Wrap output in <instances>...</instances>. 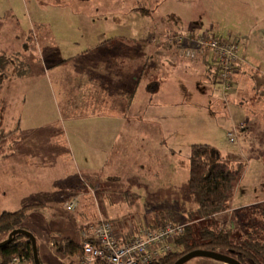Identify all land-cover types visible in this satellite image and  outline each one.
Here are the masks:
<instances>
[{
    "label": "rangeland",
    "instance_id": "1",
    "mask_svg": "<svg viewBox=\"0 0 264 264\" xmlns=\"http://www.w3.org/2000/svg\"><path fill=\"white\" fill-rule=\"evenodd\" d=\"M230 3L223 2V21L239 23L232 18L234 12L227 11ZM196 5L205 6L209 13L217 10L216 0H0V55L16 56L21 64L17 69L26 73L18 76L14 69L16 74L0 89V132L18 128L0 149V211L30 205L21 225L34 234L42 264H79V257H72L55 241L65 237L77 240L82 224L111 219L123 231L131 226L140 232L156 217H166L167 209L174 211L168 218L192 224L195 238L204 228L223 229L235 243L253 241L264 248L261 92L246 91V102L231 106L234 76L233 87L225 95L218 86L214 91L213 98L223 105L216 101L220 105L213 104L209 110L177 98L170 105L166 92L153 96L139 91L131 104L128 96L119 92L125 96L121 101L101 106L103 112L95 113L91 101L107 95L88 84L97 83L93 73L98 69L92 64L99 65L103 59L79 57L60 69L49 51L55 42L61 57L70 56L118 37L129 52L146 51L140 63L134 60L131 65L140 77V87L155 62L151 41L157 30L154 32L152 21L149 27V19L156 22V9L160 8L167 14L162 17L164 24L182 21L177 14L184 16ZM141 8L150 13H141ZM164 24L163 28L169 29ZM247 33L252 40L249 51L241 38L232 39L240 40V52L245 56L252 52L256 59L261 58L263 41L255 32ZM261 33L264 37V22ZM261 49L263 52L254 51ZM188 59L174 65L167 80L171 85H176L173 77L181 80L199 101L196 85L209 83L201 66L190 61L200 60ZM75 65L82 66L79 76L73 73ZM245 123L248 127L242 129ZM194 143L212 145L217 157L232 165L243 163L226 210L208 217H200L196 202L184 197L189 176L186 164ZM239 188L242 196H238ZM125 190L139 193L140 198L132 203ZM74 196L78 206L70 211L66 203ZM218 251L235 256L230 250ZM185 264L229 263L194 257Z\"/></svg>",
    "mask_w": 264,
    "mask_h": 264
},
{
    "label": "crops",
    "instance_id": "2",
    "mask_svg": "<svg viewBox=\"0 0 264 264\" xmlns=\"http://www.w3.org/2000/svg\"><path fill=\"white\" fill-rule=\"evenodd\" d=\"M216 1L217 10L215 12L209 13V10L205 6L196 5L191 7V9L186 10L184 16L177 14L182 19V21H169L164 24L162 21V17L167 14H165L164 11L160 8L156 9L157 15H159V19L156 22L153 23L154 19L151 20L148 18L150 21L149 27H151L152 21L154 32L157 30L155 32L157 33V35L152 37L151 41V44L153 45V49L151 48V50L155 56V62L152 66V70L149 73V76H147V80L142 83L140 87H138L140 77H137L134 74V71L131 69V65L132 63H134V60H137V64L140 63L143 59L142 57L146 55V51H144L143 53L138 52V54L131 53L128 51V49L125 48V42H122V40H118L120 39L118 37H116V42H110L113 37L111 39L108 38V40H110L108 43L107 40H105L94 49L82 50L79 53L71 54L70 56L61 57V54H59V48L57 47V45H55V42L53 43L54 46H52L49 51L52 53V56H55V61L60 62L59 64L58 62L56 64L61 66V68L60 66H58L60 69H62V67L64 66H67L69 60L73 61L74 59H77L79 57L99 56L101 59H103V62L99 63V65L92 64L95 69H98V71L95 70V72L93 73V76H95L97 83H94L92 81V83L88 84L89 80L87 81V84L90 85L91 88L106 91L107 97L104 98L101 95L99 98H95L94 101L90 100L92 102V106L95 107V113L103 112L101 109H99V107L101 108V106L106 107L107 105L111 107L116 105V101H121V99L125 96H128V102L129 104H131L133 101L137 100L136 93L139 91H142L144 93L152 92L153 96H159L160 93L165 94L166 92V102L170 105H173L177 98L178 101H183L189 104L194 103V106H198L197 108L199 109L208 107L209 110L213 104L220 105V102L223 105L219 98V100L213 98L214 91L216 90L217 92V64L215 61L214 53L211 52L210 49L202 51L199 47L196 46L194 37H196L199 33H205L210 36L225 39H232L236 38L237 36L242 39V43L245 44L244 46L249 51L252 40L251 38L248 39L249 35L247 32H255L257 39H261L264 43V37L261 33V26L264 22V0H250V2H248L247 0H228L231 3L227 11L228 13L234 12L232 18L233 20H238L239 23H234L231 21L224 22L223 2L225 0ZM163 24L166 27L169 26V29L163 28ZM227 25L228 27H226ZM175 33L176 38L177 35H179L178 37H180L178 41L172 40L173 37H171V35ZM242 33H245L247 35H244ZM254 51L263 52L262 49ZM80 53L83 54L81 55ZM185 57H188L189 59L194 58L200 60L196 62H193V60L190 61L192 65L196 64L201 66L203 70L202 74L205 75V78L209 83L208 85L206 84V86L203 85L201 87H198V85H196V91L198 93L197 98L199 101H195V91L193 92V90L191 89L190 91L188 89L189 87L184 85L181 80L178 81L173 77V79H175L176 85H171L169 79L167 80V75L170 76L169 70L171 71L174 65L180 64L182 59H185ZM240 57L241 61L236 68L235 74L236 83L233 88V94H231V106H236L233 105L234 103H237L239 105L244 104L246 102L245 97L247 96L246 91L249 90L253 92H261L260 95H262L260 96V98L264 99V54L261 58L256 59L255 55L252 52H249V54L245 56V53H242L241 51ZM249 58H251L254 65L251 64ZM113 64H118V66ZM124 65L127 68H125ZM73 68V73L79 76L82 66L75 65L73 66ZM173 73H176L175 70H173ZM131 74L135 76L134 79H131ZM106 77L108 79H106ZM250 82L253 84H250ZM130 83H132V85ZM133 84H136V87ZM127 90H129L130 92ZM110 91L114 93H110ZM119 92L125 93V96L124 94L119 95ZM127 92H129V94H127ZM131 92H133L132 97ZM209 94L211 96H209ZM160 103H163V101L161 100ZM239 105L237 106L242 107ZM214 110L215 107L213 108V110H210V114H214ZM246 127H248V124L242 129H245ZM218 155L220 156V154ZM238 190V196H242L244 194L243 189L239 188ZM115 229L120 234L127 235L124 236V238L130 237L128 235H131L135 232L131 226L126 227L124 231L119 229L117 226H115Z\"/></svg>",
    "mask_w": 264,
    "mask_h": 264
},
{
    "label": "trees",
    "instance_id": "3",
    "mask_svg": "<svg viewBox=\"0 0 264 264\" xmlns=\"http://www.w3.org/2000/svg\"><path fill=\"white\" fill-rule=\"evenodd\" d=\"M140 11L143 14L150 13V11L145 8H141ZM178 36L179 35H177L176 38V33L172 34V40L178 41V39H180ZM18 64L19 61H17L16 56L11 58L8 53L0 55V89L4 86L10 75L16 74L14 69H17ZM19 65L21 66V64ZM216 70H218V65ZM17 73L18 76H24L26 74L20 71V69H17ZM132 95L133 92H131V97ZM17 129L18 128L7 132H0V149L3 148L5 143L13 136V133ZM190 149L187 162L189 176L187 189L184 191V197L190 202H196L195 210L200 217H208L225 211L227 203L239 182L243 163L238 162L236 165H232L226 160L219 159L214 147L207 143H194L191 145ZM124 194L131 198L132 203L137 202L140 198L139 193L130 190H125ZM72 199H77L78 203V198L76 196ZM72 199L68 200L66 208ZM29 207L30 205H25L16 210L0 211V242L5 240L12 230L16 228H25L21 223ZM68 210L72 211L71 209ZM166 212H168L166 217H161L160 219L156 217L154 222L151 224L150 222L148 223V227L141 229L140 232L135 231L131 235H128L130 236L128 238H124V236L127 235L117 232L113 225L118 240L127 241L128 239L141 235L145 230L155 231L169 222L175 228L172 237L168 239L171 250L163 256L154 259L150 264H174L180 256L198 248L216 251L221 249L230 250L235 253L234 257L239 259L242 264H264V248L261 244L253 241H248L244 244L235 243L229 231L223 229L214 231L204 228L201 230L199 237L195 238L192 233V224L189 221H176L170 219L168 217H170L174 211L167 209ZM103 220L112 223L111 219ZM89 223L95 222H88L80 225L78 230L79 238L77 240L71 237H65L61 241H55V244L77 259L81 253V243L83 240L80 231ZM180 226L182 232H179ZM15 256H19L26 264H35L31 241L24 234L16 233L12 241L0 246L1 264H8ZM94 264L102 263L98 261Z\"/></svg>",
    "mask_w": 264,
    "mask_h": 264
},
{
    "label": "built area",
    "instance_id": "4",
    "mask_svg": "<svg viewBox=\"0 0 264 264\" xmlns=\"http://www.w3.org/2000/svg\"><path fill=\"white\" fill-rule=\"evenodd\" d=\"M194 42L202 51L210 49L214 53L218 65L216 83L225 95L233 87L236 68L241 61L239 41L199 33L194 37ZM228 135L230 136L231 133ZM235 139L236 136L232 137V142ZM77 205V199H72L67 208L73 210ZM174 232L175 228L167 222L155 231L145 230L132 239L119 241L113 224L100 219L95 223H89L80 231L83 240L79 264H94L98 261L105 264H150L154 259L171 250L168 239ZM179 232H182L181 226ZM8 264H26V262L15 256Z\"/></svg>",
    "mask_w": 264,
    "mask_h": 264
},
{
    "label": "water",
    "instance_id": "5",
    "mask_svg": "<svg viewBox=\"0 0 264 264\" xmlns=\"http://www.w3.org/2000/svg\"><path fill=\"white\" fill-rule=\"evenodd\" d=\"M262 189H264V182H261V184H260V190H262ZM16 233L24 234L25 236H27L29 238V240L31 241V245H32L34 263L35 264H42L41 261L39 260V257H38L36 238H35L34 234L26 228H16V229L12 230L9 233L8 237L5 240H3L2 242H0V246L5 244V243L12 241L13 236ZM199 256L208 257V258H212V259L219 260V261H224V262L229 263V264H242L241 261L234 256L223 254V253H220L219 251H216V250H208V249H202V248L194 249L190 252L183 254L174 262V264H184L187 261H189L190 259H192L194 257H199Z\"/></svg>",
    "mask_w": 264,
    "mask_h": 264
},
{
    "label": "flooded vegetation",
    "instance_id": "6",
    "mask_svg": "<svg viewBox=\"0 0 264 264\" xmlns=\"http://www.w3.org/2000/svg\"><path fill=\"white\" fill-rule=\"evenodd\" d=\"M245 126H246V125H245ZM263 182H264V181H263ZM261 192H262V195L264 196V189H262Z\"/></svg>",
    "mask_w": 264,
    "mask_h": 264
}]
</instances>
